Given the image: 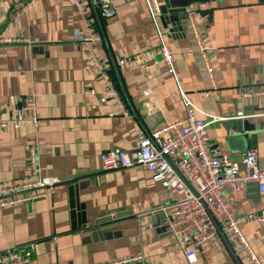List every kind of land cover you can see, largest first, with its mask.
Here are the masks:
<instances>
[{
	"label": "crops",
	"instance_id": "obj_1",
	"mask_svg": "<svg viewBox=\"0 0 264 264\" xmlns=\"http://www.w3.org/2000/svg\"><path fill=\"white\" fill-rule=\"evenodd\" d=\"M27 2L0 0V111L7 116L34 96L40 122L0 129V185L29 178L30 147L42 174L61 181L46 197L0 207V251L34 242L28 264H110L137 254L146 264H248L222 234L221 248L206 242L190 263L168 215L156 210L169 202L161 182L138 166L105 170L101 155L135 149L139 128L149 132L185 118L183 92L198 107V117H223L208 127L214 145L239 161L254 148L264 168V95H243L264 88V0L192 5L212 48L215 89L189 17L181 20L183 31H171L170 23L165 34L175 55V78L159 56L146 73L120 63L160 44L145 0H103L112 14L107 18L97 16L90 2L84 10L76 0ZM88 18L101 34L100 21L106 41L77 39L87 32ZM96 58L114 81L112 65L124 107L110 95ZM261 212L264 193L255 184L235 193L240 227L264 263V223L243 219Z\"/></svg>",
	"mask_w": 264,
	"mask_h": 264
},
{
	"label": "built area",
	"instance_id": "obj_2",
	"mask_svg": "<svg viewBox=\"0 0 264 264\" xmlns=\"http://www.w3.org/2000/svg\"><path fill=\"white\" fill-rule=\"evenodd\" d=\"M27 1L31 3L36 0ZM145 1L157 29L160 44L155 50L149 49L138 56L120 59V63L122 66L134 67L146 73L151 65L158 61L156 56H159L168 66V71L177 78L175 55L165 39L169 29L160 20L161 1ZM88 4V0H76V5L82 10ZM192 5L188 10L189 18L215 89L218 83L211 61L212 48L205 44L198 29L195 8ZM87 28L86 33H78L77 39L80 42L102 39L91 18L87 20ZM95 66L110 95L116 97L124 107L110 68L100 58L95 59ZM211 92L209 90L205 94L209 95ZM181 94L187 106L185 118L166 121L149 132L139 128L137 147L133 150L114 148L103 153L102 167L105 170L142 167L161 182L169 202L156 210L168 215L170 230L190 263L196 260L197 251L204 243L212 242L217 248L223 246L220 227L233 249L245 257L248 264H264L242 231L241 220L235 214V193L246 189L251 183L257 186L259 192L264 193V168L259 165L257 151L250 148L240 161L231 159L219 146L212 143L208 134L209 125L223 120V117H198V107L183 92ZM243 95H264V88L246 89L243 90ZM23 110L27 111L28 116L22 114ZM29 121L35 125L40 122L34 96L25 99L23 106L11 108L7 116L0 111V129L22 128ZM28 167V179L0 185V207L40 199L55 191L61 179L58 176L42 174L34 147L29 149ZM243 219L264 223V212L249 213ZM34 249L35 243L29 242L0 251V264H28ZM110 264H146V259L143 254H137L124 259H114Z\"/></svg>",
	"mask_w": 264,
	"mask_h": 264
},
{
	"label": "water",
	"instance_id": "obj_3",
	"mask_svg": "<svg viewBox=\"0 0 264 264\" xmlns=\"http://www.w3.org/2000/svg\"><path fill=\"white\" fill-rule=\"evenodd\" d=\"M161 11H162V23L164 26H168L170 23L173 25L171 31H177V29H181L183 31V26L181 24L182 19H187L189 17V11L188 8L192 4L195 3H210L214 0H161ZM90 4L92 5L96 15L98 16V13L101 14L103 18L110 17L111 11L107 7H104L103 0H89ZM99 26L101 29V36L106 41V34L104 32L103 26L101 25L100 21ZM121 82V79H120ZM148 132V131H147ZM121 216V215H119ZM106 219V218H105ZM107 219H112L111 217H108ZM220 229V234H222V237L226 240L228 246L233 250L232 245L229 243L226 235L223 233V231Z\"/></svg>",
	"mask_w": 264,
	"mask_h": 264
},
{
	"label": "trees",
	"instance_id": "obj_4",
	"mask_svg": "<svg viewBox=\"0 0 264 264\" xmlns=\"http://www.w3.org/2000/svg\"><path fill=\"white\" fill-rule=\"evenodd\" d=\"M92 16H93V18H94V15H92ZM92 16H91V17H92ZM94 20H95V19H94ZM94 25H95L96 29L99 30L96 21H95ZM109 65L111 66V70H112L111 72H112L113 77H114V83H115V86L117 87V89H118V91H119V94H120L121 98H122L123 101H124V97H123V94H122V92H121L120 85H119V83H118V79L115 77L116 75H115L114 69H113V67H112L111 64H109Z\"/></svg>",
	"mask_w": 264,
	"mask_h": 264
}]
</instances>
